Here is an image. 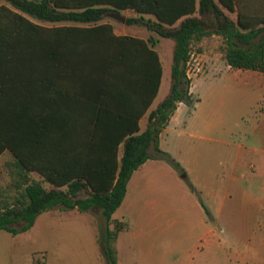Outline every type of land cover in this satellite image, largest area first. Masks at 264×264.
<instances>
[{"label": "trees", "instance_id": "16d2710c", "mask_svg": "<svg viewBox=\"0 0 264 264\" xmlns=\"http://www.w3.org/2000/svg\"><path fill=\"white\" fill-rule=\"evenodd\" d=\"M0 1V99H15L20 109L16 117L11 111L5 112L0 126V156L5 152L10 155L2 164L8 182L0 186V231L12 236L27 232L41 213L55 208L78 213L96 208L102 223L95 242L106 264H118L116 242L126 227L111 216L123 202L133 172L150 158L148 148L154 146L156 158L165 155L157 139L177 105L190 106L197 101L192 98L191 80L186 76L192 48L218 37L231 69L264 74V0ZM125 11L133 14L125 16V25L174 40L170 91L150 112L143 132L138 133V122H133L132 130L124 134L120 159L115 157L119 142L112 145V157H59L48 150L47 144L33 142L24 122L14 126L16 118H29L33 87H59L61 76L75 72L79 65L83 67L80 71L94 76L106 91L116 86V51L135 48L148 56V103L156 95L161 77V65L152 49L156 40L115 36L105 18L110 12ZM227 13H235L236 18L231 19ZM44 183L51 187L45 188Z\"/></svg>", "mask_w": 264, "mask_h": 264}, {"label": "rangeland", "instance_id": "374dc122", "mask_svg": "<svg viewBox=\"0 0 264 264\" xmlns=\"http://www.w3.org/2000/svg\"><path fill=\"white\" fill-rule=\"evenodd\" d=\"M121 15L133 14L125 11ZM227 15L236 18L235 13ZM157 41L164 75L154 107L170 91L174 49L172 39ZM220 46V38L210 37L192 48L200 64V72L191 76L190 87L197 101L179 108V122L171 127L175 131L164 133L165 155L151 158L145 165L182 174L187 169L188 176L171 180L170 176L149 174L146 177L153 179L152 186L146 180L131 181L121 206L111 216L126 227L116 242L119 264H233L248 239L264 254V190L259 189L264 179L260 177V170L264 172V122H254L260 94L248 82H261L259 104L264 106V76L243 85V80L226 71ZM215 108L224 111L225 122H206L209 111ZM239 146L248 154L245 171L258 180L244 197L236 191L214 190L234 168L237 173L242 171L235 163ZM7 159H0V186L8 182L2 168ZM194 180L208 190L193 187ZM43 186L48 189L46 183ZM216 194L218 201L223 199L219 213L213 204ZM198 201L210 216L206 217ZM100 223L96 208L87 213L59 208L45 211L27 232L12 236L0 231V264H106L95 242Z\"/></svg>", "mask_w": 264, "mask_h": 264}, {"label": "crops", "instance_id": "0c3cea01", "mask_svg": "<svg viewBox=\"0 0 264 264\" xmlns=\"http://www.w3.org/2000/svg\"><path fill=\"white\" fill-rule=\"evenodd\" d=\"M109 21L113 26V34L115 36H129L145 42L151 39L156 40L152 49L156 52L161 65V77L152 103H148V56L141 50L132 48L120 52L116 51L118 62L115 68L116 77L113 81L116 84L115 87L103 91L96 78L85 75L82 70H79L83 69V67L78 65L75 72H67L61 76L59 87H46L45 89L37 86L33 87V99L30 103L29 118L27 120L20 121L18 118L15 119L20 110L16 105L15 99L12 100L15 104L12 107V101H7L5 98L0 99V126L4 122L3 117L5 112L11 111L15 116V120H13L14 126H16V122H24L25 124L23 125L28 126L31 134H33V142L47 144L48 150H51L59 157L68 159L112 157V145L119 142L115 157L120 159L122 156V142L126 138L123 136L127 131L132 130L133 122H138V133L143 132L147 128L149 114L157 107L153 105L163 83L164 69L157 51V38L159 37L156 34L139 26H128L125 23ZM44 25L75 26L79 28L90 26L79 23H46ZM120 53H123V57L119 56ZM226 67L228 69L226 70L227 72L234 73L235 78L243 80L242 84L246 86H248V83L245 84L246 80L248 81L254 77L262 79L264 76L263 73L257 71L231 69L228 65ZM248 82H250V85L258 88L260 94L257 103L259 114L254 122H264V106L259 104L262 97L261 82H257V84L252 81ZM182 105L184 104L179 103L177 105L166 127L158 135L157 146L161 151H165L162 144L164 133L175 131V127L173 129L171 127L173 126V122H179L177 113ZM224 116L222 109L215 108L209 111L208 116H206V122H225ZM107 145L109 147H106ZM242 149L239 146V152L235 157L236 166L239 165L237 167H241L242 171L237 173L236 168H234L228 174L226 181L222 182V186L214 188V190L216 189L215 191H236L239 192V196L244 197L245 192H248L253 183L258 181L256 178H250L247 171H245V166L248 164L246 162L248 154L246 150L242 152ZM153 152L155 153L154 146L151 145L147 150L150 158L139 169L133 172L127 183V187L131 181L137 183L141 180H146L148 185L152 186L151 180L153 182V179H147L146 177L149 174L170 176L171 180H176L177 178L181 180L188 176L189 171L187 169L183 174L182 172L176 173L174 170L161 167L147 169L145 167L146 163L151 158H156ZM2 157H8L9 159L10 155L5 152L0 156V159ZM260 173L262 175L260 177H264L262 170H260ZM137 174L139 175L137 176ZM33 175L38 178L37 173H33ZM262 180L263 182L259 185L260 190H264V179L262 178ZM46 184L49 189L51 186L48 183ZM191 185L201 191L208 190L205 185L196 180L192 181ZM197 188L195 191H197ZM212 197L214 198V194ZM215 198L217 201L213 204L218 208L219 213L221 207H223V199L221 197L218 201L217 194ZM259 201L257 200V203ZM197 203L202 209L201 203L199 201ZM193 206H195V203ZM210 215L206 214V217ZM211 217L214 218L216 216ZM250 242L248 239L245 250L238 252V256L233 260V264H264V254L255 246H251Z\"/></svg>", "mask_w": 264, "mask_h": 264}, {"label": "built area", "instance_id": "2783aa9c", "mask_svg": "<svg viewBox=\"0 0 264 264\" xmlns=\"http://www.w3.org/2000/svg\"><path fill=\"white\" fill-rule=\"evenodd\" d=\"M200 72V64L198 58L193 53L190 54V58L186 63V76L191 80V76Z\"/></svg>", "mask_w": 264, "mask_h": 264}, {"label": "water", "instance_id": "95a60500", "mask_svg": "<svg viewBox=\"0 0 264 264\" xmlns=\"http://www.w3.org/2000/svg\"><path fill=\"white\" fill-rule=\"evenodd\" d=\"M106 17H108L114 21L120 22V23L125 22V16L121 15L118 12H110V13L106 14Z\"/></svg>", "mask_w": 264, "mask_h": 264}]
</instances>
